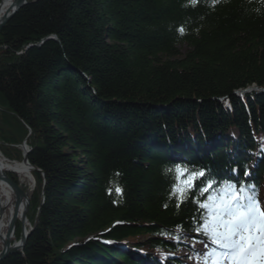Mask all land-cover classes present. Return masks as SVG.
Segmentation results:
<instances>
[{
	"label": "trees",
	"instance_id": "obj_1",
	"mask_svg": "<svg viewBox=\"0 0 264 264\" xmlns=\"http://www.w3.org/2000/svg\"><path fill=\"white\" fill-rule=\"evenodd\" d=\"M22 141L32 230L0 264H190L224 182L264 200V0H26L0 29V154ZM176 165L206 173L179 206Z\"/></svg>",
	"mask_w": 264,
	"mask_h": 264
},
{
	"label": "snow or ice",
	"instance_id": "obj_2",
	"mask_svg": "<svg viewBox=\"0 0 264 264\" xmlns=\"http://www.w3.org/2000/svg\"><path fill=\"white\" fill-rule=\"evenodd\" d=\"M180 31L183 33V28ZM165 173L172 176L171 193L178 200L177 206L187 198L194 182L206 176L203 169L180 165ZM248 174L245 170L244 175ZM203 183L202 195L212 189L215 180ZM200 207L206 211L197 231L212 245L201 257L202 264H264V208L254 185L224 182Z\"/></svg>",
	"mask_w": 264,
	"mask_h": 264
},
{
	"label": "bare ground",
	"instance_id": "obj_3",
	"mask_svg": "<svg viewBox=\"0 0 264 264\" xmlns=\"http://www.w3.org/2000/svg\"><path fill=\"white\" fill-rule=\"evenodd\" d=\"M16 0H2L0 4V18L5 11L10 8ZM22 154L25 147H19ZM14 172L20 177L19 183L25 190L26 197L22 199L20 204L16 205V193L14 189L3 180L2 176L5 172ZM30 169L22 160L11 162L0 154V247L5 241H9L11 245L16 244L19 236H16V229L19 226V232L23 233L28 228V220L25 218L26 208L28 205V193L31 192L30 184ZM27 182V184H24ZM14 217V232L7 238V224Z\"/></svg>",
	"mask_w": 264,
	"mask_h": 264
},
{
	"label": "water",
	"instance_id": "obj_4",
	"mask_svg": "<svg viewBox=\"0 0 264 264\" xmlns=\"http://www.w3.org/2000/svg\"><path fill=\"white\" fill-rule=\"evenodd\" d=\"M2 1V0H1ZM1 4V2H0ZM25 4V0H16L15 3L10 7L8 8L5 13L1 16L0 18V29L1 27L8 21V19L22 6ZM251 88H257L256 86H251L249 87L248 89H251ZM247 89V88H246ZM245 89V91H246ZM247 89V90H248ZM25 164H27V166L30 168V166L28 165V162L26 160V155L23 157V160H22ZM3 180L5 182H7L15 191L16 193V205L20 204V202L22 201V199L24 197H26V194L24 193L23 189L18 185L16 184L12 179H10L8 176H6L5 174L2 176ZM28 201V200H27ZM14 220L15 218L12 217L10 219V221L8 222V226H7V238H9V236L12 234V232H14ZM30 231H27L25 232L22 236H21V239L19 242H17L16 244L14 245H10L9 241H5L3 244H2V248H1V251H0V262L7 256L9 255L10 253H12L13 251H16L20 248L23 247L24 243H25V240H26V237L28 236Z\"/></svg>",
	"mask_w": 264,
	"mask_h": 264
},
{
	"label": "rangeland",
	"instance_id": "obj_5",
	"mask_svg": "<svg viewBox=\"0 0 264 264\" xmlns=\"http://www.w3.org/2000/svg\"><path fill=\"white\" fill-rule=\"evenodd\" d=\"M0 2H1V0H0ZM20 146H23V147H25L26 149H25V151H24V156L26 155V153H27V151H28V148H27V145H26V143H25V141H22L19 145H17L14 149H15V152H21V151H19L18 150V147H20ZM12 148V147H11ZM20 149V148H19ZM8 160V159H7ZM11 162H17V160H10ZM29 168V167H28ZM30 169V184H27V182H25L24 184H27V185H29V187L31 188V192H32V190H34L35 189V181H34V179H33V177H32V175H31V172L33 171V169H32V167H30L29 168ZM6 173H9V172H6ZM10 173H12V174H14L15 176H16V178L19 180L20 179V177L18 176V175H16L14 172H10ZM20 187H21V185H20V183L18 184ZM22 189H23V187H21ZM23 191H25L24 189H23ZM30 192V193H31ZM25 193V192H24ZM30 193H28V197H27V199H28V205H27V208H26V213H25V218L27 217V212H28V215L30 216V205H29V197H30ZM30 206V207H29ZM27 220H28V217H27ZM7 226H8V224H7ZM18 228H19V226H17ZM32 230V228H31V225H30V222H29V220H28V228L22 233H20L19 232V239L16 241V243L17 242H19L20 241V239H21V236L25 233V232H27V231H31ZM12 244V243H11ZM10 244V245H11ZM1 248H2V245H1V247H0V251H1ZM21 249V248H20ZM19 250V249H18ZM207 250H206V247H204V248H202L201 249V257H203V255H204V253L206 252ZM14 252V251H13ZM201 264H202V262H201Z\"/></svg>",
	"mask_w": 264,
	"mask_h": 264
}]
</instances>
